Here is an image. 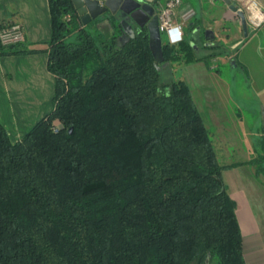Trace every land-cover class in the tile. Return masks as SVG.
<instances>
[{
	"label": "trees",
	"instance_id": "1",
	"mask_svg": "<svg viewBox=\"0 0 264 264\" xmlns=\"http://www.w3.org/2000/svg\"><path fill=\"white\" fill-rule=\"evenodd\" d=\"M48 3L52 109L16 142L0 124V264H246L233 165L187 82L163 79L145 28L120 41L113 17L89 31L71 0ZM192 43L162 41L164 62L221 54Z\"/></svg>",
	"mask_w": 264,
	"mask_h": 264
},
{
	"label": "crops",
	"instance_id": "2",
	"mask_svg": "<svg viewBox=\"0 0 264 264\" xmlns=\"http://www.w3.org/2000/svg\"><path fill=\"white\" fill-rule=\"evenodd\" d=\"M144 1L151 3L152 0ZM164 1L157 2L156 5ZM214 1L223 11V19L237 24L242 32L238 16L229 10L225 1ZM231 2L235 5L239 0ZM3 23H19L23 28L24 41L15 46L33 50L0 55V124L10 140L16 142L52 109L54 77L46 67L47 53L41 50L49 41L51 33L48 0H0V25ZM195 27L196 20L193 29ZM187 29L186 26L183 38ZM249 32L246 37L251 34V39L233 41L230 48L236 50L241 58L240 66L250 72L252 83L260 92L258 105H247L240 98H234L236 105L229 107L230 88L227 85L218 88L214 81L217 76L210 75L209 72L213 70L218 74L216 61L219 54L211 58L209 65L203 60L190 64L188 68H191L193 86L189 87L205 124L211 120L210 125L214 127L213 136L219 142L218 146H214L217 159L222 158L221 165H233L224 168L221 177L234 203L242 234L245 263L264 264V164L258 165L261 163L258 143L264 139V119H261V110L264 111V44L249 43L258 33L264 34V26ZM214 39L215 34L210 44L212 47L203 52L222 54L225 48L220 43H215ZM245 50L247 53L243 55ZM197 54L201 55L202 52L197 51ZM226 59L230 60L228 56ZM230 62L232 67L238 65L237 60L231 59ZM242 109L255 117L258 113L260 119L255 118L252 127L243 124ZM228 115L236 118L232 119L231 124L228 122ZM225 122L229 125L226 126ZM258 123L261 124L260 127H257ZM243 131L251 133L247 139L244 138Z\"/></svg>",
	"mask_w": 264,
	"mask_h": 264
},
{
	"label": "rangeland",
	"instance_id": "3",
	"mask_svg": "<svg viewBox=\"0 0 264 264\" xmlns=\"http://www.w3.org/2000/svg\"><path fill=\"white\" fill-rule=\"evenodd\" d=\"M162 1L163 0H157V2ZM183 3L193 8L196 12L195 19H191L189 21L190 24H187L188 29L185 32V38L193 42L192 45H195V47L198 48V52L201 51L202 54H204L205 52H203V50H207L210 48V45L206 44V40L204 38V32L207 29L212 30L215 34L214 42L220 43L221 46L225 48L224 50H222V54H219L217 57L218 61H216V63L218 65V74H216V72H214L213 70H210L209 72L210 75L214 74L215 76H217V79L214 81L215 85L218 88H224L225 85L230 88L231 98L229 100V107L236 105V99L234 98H240V100L247 105H251L254 107L258 105L260 92L257 91L256 86L252 83L251 76H249L250 72L245 71L244 69H242L243 67L240 66L239 63L241 58L239 57V55L236 54V50H232L230 48V45L233 41H237L239 39H251V34H249L250 37L247 38L240 31V28L237 26V24H234L231 20H224L223 11L220 9L219 5H217L214 0H183ZM195 20L196 27L193 29V26L195 25ZM86 29L89 31H93L92 25L89 23L86 24ZM249 31L250 29L248 28V33H250ZM252 31L254 32L256 30ZM161 38L162 41L166 40V36L164 33L161 34ZM249 43L264 44V34L258 33L256 38L254 40H250ZM245 52L246 50L242 54L244 55ZM223 54L228 56L230 60L228 61L226 59V56H224ZM231 59L237 60L238 65L232 67V64L230 62ZM203 61L204 63H207L209 65L211 64V57H207ZM190 64H184L178 61L167 63L163 62L159 64V70H161L162 77L165 80L180 79L186 81L189 86H193V78L191 77L192 73L190 70L191 68H188ZM230 110L231 108H229V111ZM241 112L243 115V124L246 123L245 125H248L249 127H252L255 118L260 119L258 113H256L255 117L251 113H247L245 109H242ZM228 116V122L230 124L232 123V119L236 120L235 117H230V115ZM262 118H264V116H262L261 110V119ZM228 122H225L224 124L228 126ZM210 123H212L211 120ZM210 123L206 121V126L209 130L210 138L214 146H218L219 142H216L215 137L213 136L214 127H212L213 125H210ZM260 126L261 124L258 123L257 127ZM250 134V132L246 133L243 131V136L245 139H247ZM258 149L261 153L264 152V139H262L261 142L258 143ZM218 160L220 164H223V160L221 157H219ZM262 164H264L262 163V161L260 164L258 163L259 166H261Z\"/></svg>",
	"mask_w": 264,
	"mask_h": 264
},
{
	"label": "water",
	"instance_id": "4",
	"mask_svg": "<svg viewBox=\"0 0 264 264\" xmlns=\"http://www.w3.org/2000/svg\"><path fill=\"white\" fill-rule=\"evenodd\" d=\"M223 1L229 10L238 16L241 30L246 36L248 27L243 11L238 9L231 0ZM71 3L83 25L96 21L98 26L102 22H108L113 17L122 30L120 37L125 38V41L135 36L134 26L137 29L145 28L148 34V46L154 59L153 65L157 70L160 69L159 64L164 62V57L154 4L144 0H71ZM204 38L206 44L210 45L214 38L213 31L205 30ZM262 116H264V111H262Z\"/></svg>",
	"mask_w": 264,
	"mask_h": 264
},
{
	"label": "built area",
	"instance_id": "5",
	"mask_svg": "<svg viewBox=\"0 0 264 264\" xmlns=\"http://www.w3.org/2000/svg\"><path fill=\"white\" fill-rule=\"evenodd\" d=\"M235 5L243 11L250 30L264 26V0H239V3ZM156 6L160 34H165L169 44H178L183 39L185 27L195 17V10L185 5L183 0H165ZM23 41L24 32L19 23L0 25V45L7 47Z\"/></svg>",
	"mask_w": 264,
	"mask_h": 264
},
{
	"label": "flooded vegetation",
	"instance_id": "6",
	"mask_svg": "<svg viewBox=\"0 0 264 264\" xmlns=\"http://www.w3.org/2000/svg\"><path fill=\"white\" fill-rule=\"evenodd\" d=\"M154 7H155V13H156L157 6L154 4ZM134 29H136L135 26H134ZM119 40H120V41H125V38L120 37Z\"/></svg>",
	"mask_w": 264,
	"mask_h": 264
}]
</instances>
